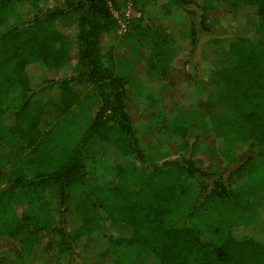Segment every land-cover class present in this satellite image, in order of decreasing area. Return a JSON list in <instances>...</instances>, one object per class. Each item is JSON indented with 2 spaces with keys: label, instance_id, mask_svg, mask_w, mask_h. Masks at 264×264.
I'll use <instances>...</instances> for the list:
<instances>
[{
  "label": "trees",
  "instance_id": "16d2710c",
  "mask_svg": "<svg viewBox=\"0 0 264 264\" xmlns=\"http://www.w3.org/2000/svg\"><path fill=\"white\" fill-rule=\"evenodd\" d=\"M193 1L132 0L139 15L126 31L134 30L153 53L163 78L170 71V42L144 22L182 19ZM228 2L256 17L261 37H249L238 25L226 36L215 34L204 13L192 18V38L206 35L203 56L221 94H213L189 121L156 124L162 144L167 132L182 139L175 157L152 159L127 109L128 81L117 72L113 51L102 46L103 36L120 27L116 11L128 3L0 0V140L25 145L10 162L8 177L0 172V233L20 237L17 257L32 252L49 228L58 235V254L68 257L78 254L79 240L97 232L108 238L112 252L142 242L161 264H264V194L241 192L234 184L264 157V0ZM16 5L24 9L22 22L10 23ZM75 49L74 74L51 78V71L68 68ZM93 94L98 108L83 126L76 109ZM193 130L222 140L224 168L203 166ZM96 141L134 162L99 161L111 183L91 182L87 150ZM237 149H246L243 161ZM17 202L34 208L20 214ZM256 203V215L247 216ZM108 252L96 264H109ZM0 264L18 263L0 256Z\"/></svg>",
  "mask_w": 264,
  "mask_h": 264
},
{
  "label": "rangeland",
  "instance_id": "374dc122",
  "mask_svg": "<svg viewBox=\"0 0 264 264\" xmlns=\"http://www.w3.org/2000/svg\"><path fill=\"white\" fill-rule=\"evenodd\" d=\"M193 2L188 5L191 14L189 15L190 11L185 12L186 17L182 19L168 21L155 19L144 22L160 36L165 35L170 42L172 58L170 71L165 78L161 77L157 71L153 53L138 42L134 30L126 31L129 20L139 15L128 5L116 11L120 27L116 31L105 34L102 38L103 50L113 51L117 64L116 70L128 81L127 109L133 128L148 156L152 159L159 158L165 153L170 154V157H175L176 148L182 139L178 135H170L171 133L167 132L164 137L168 141L162 144L160 134L155 132L156 124L163 123L172 126L170 125L172 123L189 121L196 109H202L204 104L209 106L213 94L215 96L221 94L220 87L214 78L213 66L203 56L207 42L206 35L201 33L197 42L192 38V18L204 13L207 16L210 30L215 34L226 36L231 32L230 28L238 25L249 37L253 39L261 37V33L257 31L256 17L248 14L244 7L233 8L228 0H194ZM23 11L20 5H16L8 17L9 22H22ZM262 39L264 41L263 37ZM77 63L78 53L75 49L68 68L60 72L51 71L49 76L51 78L70 76L74 74ZM97 108L95 94L84 99V102L76 109L78 122L85 126L88 118L92 113H96ZM192 132L194 135L198 134L201 141L202 147L197 156L202 159L203 166L224 168L227 162L220 153L222 140L207 132L199 130ZM24 146L15 138L8 137V139L0 140L2 179L8 177L10 162L23 151ZM236 151L240 156V161H243L248 154L246 149ZM87 155L92 184L113 181L98 164L99 161L106 160L111 165L134 164L131 159L117 153L111 145L99 141L87 150ZM248 169L247 174L238 175L235 178L234 184L241 192L246 190L245 193L250 192L251 195L259 197L264 194V157L256 158ZM224 173H228V170ZM27 202L15 204L20 214L32 212L34 205L29 206ZM256 210H258V203L249 206L245 214L251 217L257 212ZM109 228L114 229L112 226H107L106 229ZM57 240L58 235L53 230L43 229L33 251L25 253L20 259L16 255V252L21 249L20 237H10L0 233V256L7 258L9 262L13 261L18 264H72V261L78 264H96L99 254L109 247V252L105 256V261L109 264H161L142 242L123 244L117 246V252H112L114 247L111 246L108 238L96 232L79 240L78 254L68 257L58 254L54 244Z\"/></svg>",
  "mask_w": 264,
  "mask_h": 264
},
{
  "label": "built area",
  "instance_id": "2783aa9c",
  "mask_svg": "<svg viewBox=\"0 0 264 264\" xmlns=\"http://www.w3.org/2000/svg\"><path fill=\"white\" fill-rule=\"evenodd\" d=\"M112 1V0H111ZM120 1H126L128 3V6L131 7L132 5V0H120Z\"/></svg>",
  "mask_w": 264,
  "mask_h": 264
}]
</instances>
